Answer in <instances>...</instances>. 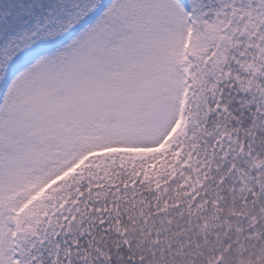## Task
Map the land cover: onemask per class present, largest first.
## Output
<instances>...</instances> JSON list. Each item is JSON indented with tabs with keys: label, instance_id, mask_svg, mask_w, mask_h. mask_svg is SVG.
Returning <instances> with one entry per match:
<instances>
[{
	"label": "snow or ice",
	"instance_id": "obj_1",
	"mask_svg": "<svg viewBox=\"0 0 264 264\" xmlns=\"http://www.w3.org/2000/svg\"><path fill=\"white\" fill-rule=\"evenodd\" d=\"M0 264H264V0H0Z\"/></svg>",
	"mask_w": 264,
	"mask_h": 264
}]
</instances>
